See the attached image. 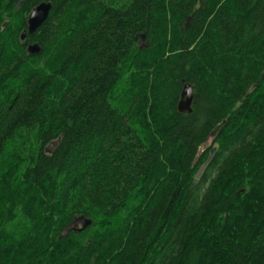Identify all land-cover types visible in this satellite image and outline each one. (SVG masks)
Here are the masks:
<instances>
[{"label":"trees","instance_id":"obj_1","mask_svg":"<svg viewBox=\"0 0 264 264\" xmlns=\"http://www.w3.org/2000/svg\"><path fill=\"white\" fill-rule=\"evenodd\" d=\"M0 264H264V0H0Z\"/></svg>","mask_w":264,"mask_h":264},{"label":"water","instance_id":"obj_2","mask_svg":"<svg viewBox=\"0 0 264 264\" xmlns=\"http://www.w3.org/2000/svg\"><path fill=\"white\" fill-rule=\"evenodd\" d=\"M50 4L49 2H39L35 6H33L26 18V27L25 30H22L19 38L23 39L25 33L33 32L39 25L45 20L47 16V12L49 10ZM142 38V35L140 36ZM25 50L29 54H37L39 52V46L36 43L27 44ZM192 98V89L187 83H183L180 90V99L177 102V109L179 111H189V104ZM219 127V125L215 128V130ZM56 142H53L51 146L47 149V151H52ZM89 220H84L81 227L87 225Z\"/></svg>","mask_w":264,"mask_h":264},{"label":"rangeland","instance_id":"obj_3","mask_svg":"<svg viewBox=\"0 0 264 264\" xmlns=\"http://www.w3.org/2000/svg\"><path fill=\"white\" fill-rule=\"evenodd\" d=\"M80 222H77L76 224H79Z\"/></svg>","mask_w":264,"mask_h":264},{"label":"bare ground","instance_id":"obj_4","mask_svg":"<svg viewBox=\"0 0 264 264\" xmlns=\"http://www.w3.org/2000/svg\"><path fill=\"white\" fill-rule=\"evenodd\" d=\"M51 144H52V143H51ZM51 144H50V146H51ZM50 146H49V147H50Z\"/></svg>","mask_w":264,"mask_h":264}]
</instances>
